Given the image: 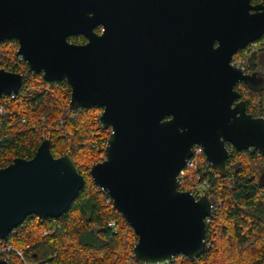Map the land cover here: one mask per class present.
Masks as SVG:
<instances>
[{"label":"water","instance_id":"obj_1","mask_svg":"<svg viewBox=\"0 0 264 264\" xmlns=\"http://www.w3.org/2000/svg\"><path fill=\"white\" fill-rule=\"evenodd\" d=\"M263 35L264 4L251 0H0V42L17 43L28 72L65 80L72 109L102 107L98 123L109 134L89 174L133 229L137 264L206 249L212 200L176 182L195 144L221 177L228 145L264 154V117L248 113L236 89L264 79L231 64ZM23 80L0 67V97ZM83 184L72 158L53 156L43 139L31 158L0 168V238L28 215L59 217Z\"/></svg>","mask_w":264,"mask_h":264},{"label":"trees","instance_id":"obj_2","mask_svg":"<svg viewBox=\"0 0 264 264\" xmlns=\"http://www.w3.org/2000/svg\"><path fill=\"white\" fill-rule=\"evenodd\" d=\"M68 40L85 42L82 35L70 36ZM253 43L262 44V48L250 51L247 47L234 57H245L247 72H256L264 79V59L259 60L257 55L264 51V35ZM16 49L14 40L0 42V67L24 74L20 90L13 98L6 96L7 114L0 116V168L16 157L31 158L39 143L49 139L53 156L69 155L84 176V184L62 215L44 219L28 215L15 232H10L9 241L35 264L134 262L131 251L137 237L133 229L111 201L107 203L106 192L89 174L90 165L104 156L109 134L98 123L102 107L70 108L67 82L45 81L41 73L28 72ZM236 89L245 100L246 111L264 117V83L256 90L244 83ZM228 149L226 176L208 173L215 186L209 196L217 204L206 224L205 244L209 242V247L196 259L176 255L170 264H264V154L253 148ZM8 261L23 264L14 253Z\"/></svg>","mask_w":264,"mask_h":264},{"label":"built area","instance_id":"obj_3","mask_svg":"<svg viewBox=\"0 0 264 264\" xmlns=\"http://www.w3.org/2000/svg\"><path fill=\"white\" fill-rule=\"evenodd\" d=\"M247 47L250 48V51H253L255 49L254 43L249 44ZM19 59L23 58L19 55ZM231 64L241 68L244 72H247V69L249 67L246 58H236L233 56ZM14 94L15 93H11L10 95H3L0 97V116L7 114L9 110V105L6 96H10V98H13ZM208 173L218 174L217 171L210 166V163L206 161L202 147L198 144H195L192 147V156L185 160L184 167L180 169L177 175V188L182 191L190 192L195 199H198L204 195L210 197L209 193L215 191V186L209 180ZM110 201L111 199L110 197H108L107 203H109ZM216 207L217 204H214L212 202L213 213L214 210H216ZM213 213L210 216L205 217L206 224L210 222ZM110 224L114 226L115 222L111 221ZM11 232H15V228L12 229ZM51 232L52 231H44V234ZM209 245L210 243L206 242V247H209ZM12 253L16 254L22 260L23 264H35L31 261H28L24 257L23 251L15 248V246H13V244L9 241V238L7 240H3L0 238V259H6L8 261V256ZM174 258L175 257H173L171 261H173Z\"/></svg>","mask_w":264,"mask_h":264},{"label":"rangeland","instance_id":"obj_4","mask_svg":"<svg viewBox=\"0 0 264 264\" xmlns=\"http://www.w3.org/2000/svg\"><path fill=\"white\" fill-rule=\"evenodd\" d=\"M258 48H262V44H258V45L255 46V50L258 49ZM257 55H258V57H259V60H260V59H264V51H263V52H258ZM236 58H238V57H236ZM240 58H245V57H240ZM256 63L260 65V62H259L258 60L256 61ZM41 117H43L42 120L45 119L44 116H41ZM41 137L44 138V135L42 134ZM103 158H104V156L101 158V160H102ZM97 162H98V161H97ZM94 163H95V162H94ZM128 264H137V263H136V262H132V261H128Z\"/></svg>","mask_w":264,"mask_h":264},{"label":"flooded vegetation","instance_id":"obj_5","mask_svg":"<svg viewBox=\"0 0 264 264\" xmlns=\"http://www.w3.org/2000/svg\"><path fill=\"white\" fill-rule=\"evenodd\" d=\"M251 3L252 4H258V3H260V4H264V2L262 1V0H255V1H253V0H251ZM98 29H99V31L102 29L101 28V26L100 27H98ZM215 45H217V43H215ZM233 58V57H232ZM232 61V60H231ZM228 146H230V145H228Z\"/></svg>","mask_w":264,"mask_h":264}]
</instances>
